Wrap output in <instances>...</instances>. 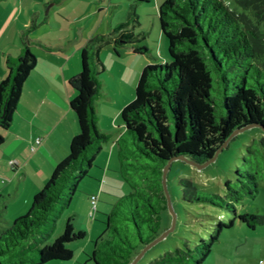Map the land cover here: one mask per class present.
<instances>
[{"label":"trees","instance_id":"1","mask_svg":"<svg viewBox=\"0 0 264 264\" xmlns=\"http://www.w3.org/2000/svg\"><path fill=\"white\" fill-rule=\"evenodd\" d=\"M133 15L137 13L133 11ZM158 24L167 39L168 60L148 63L142 69L134 99L121 110L124 132L117 141L120 166H132L136 177L123 174L132 188L119 199L127 210L116 206L108 215L107 228L112 227L114 238L101 242L108 249L95 242L90 259L96 264H129L133 257L128 255L130 248L134 249L138 241L146 244L158 236L159 212L167 207L162 173L169 159L184 155L203 163L235 129L249 124L264 128V0H162ZM35 25L24 29L21 53L6 58L7 73L0 81L3 130L10 128L23 85L37 62L31 45L50 48L40 39L29 37ZM129 25L120 22L117 29L95 34L82 48L80 72L69 79L76 91L71 108L79 131L70 142L68 155L33 196L29 210L0 229V257L31 239L30 250L37 257L33 264L69 260L73 250L66 243L86 235L85 230H75L73 217L69 216L63 232L48 242L61 211L69 206L103 143L112 135L99 127L95 107L103 93L98 73L103 65L100 48L117 43L129 45L134 54L150 53L148 46L138 41L145 31L116 34ZM3 141L0 133V145ZM131 158L133 162L128 161ZM241 161L225 181L223 194L199 190L187 178L180 180L184 201L212 204L232 214L226 221L215 219L208 239L201 238L194 247L197 264L211 254L223 230L237 221L250 229L264 224V214L240 212L237 208L245 199L254 198L259 182L264 181V129L246 144ZM112 214L124 216L129 222L124 223L125 227L112 225ZM127 224L131 225L130 232ZM175 253L181 258L151 264H188L183 250L177 248ZM25 260L21 254L16 259H0V264Z\"/></svg>","mask_w":264,"mask_h":264},{"label":"crops","instance_id":"2","mask_svg":"<svg viewBox=\"0 0 264 264\" xmlns=\"http://www.w3.org/2000/svg\"><path fill=\"white\" fill-rule=\"evenodd\" d=\"M131 1L116 0L113 5L117 8L110 11L106 10L105 0H0V81L7 73L6 58L17 57L23 50L24 29L36 24L29 37L50 46L31 45L37 57L36 65L23 85L10 128H0L4 137L0 145V223L8 225L29 210L33 196L69 153L70 142L79 131L77 116L71 108L76 91L69 79L80 72L82 48L93 35L128 22L132 26L116 34H126L127 30L145 31L138 41L147 45L150 53L148 56L134 54L129 45L117 43L104 45L99 50L103 65L98 73L103 93L95 107L99 127L112 135L103 143L89 170L88 175L95 182H86L91 185L85 189L87 195L95 192L99 195L103 190L106 180L99 178L106 177L110 166L119 159L117 141L124 132L121 110L134 99L142 69L148 63H157L153 59L168 60L164 50L167 41L158 24L162 0H133V4ZM140 3L147 4L145 12ZM141 13L148 23L147 17L151 16L150 27L157 26L161 34L153 43L147 39L149 27ZM152 46L158 47L159 54L151 51ZM10 159L16 161L14 166L9 164ZM257 250L262 256L264 249L258 246ZM235 251L224 253L222 264H264V258L251 263L250 256H240L236 254L238 249Z\"/></svg>","mask_w":264,"mask_h":264},{"label":"rangeland","instance_id":"3","mask_svg":"<svg viewBox=\"0 0 264 264\" xmlns=\"http://www.w3.org/2000/svg\"><path fill=\"white\" fill-rule=\"evenodd\" d=\"M115 1L116 0H105L106 7L108 8H106V10H115L117 8L113 5ZM131 3H134L133 0ZM127 4L125 3L123 5ZM139 7H142L141 10L143 12L148 8L146 3H140ZM47 8L48 7H46L44 13L47 12ZM138 12L140 13V9H138ZM141 14V18L147 25V28L149 27L147 39H149L150 43H153L161 34L158 33L157 26L153 29L150 27V21H152L151 16L149 15L147 17L149 18L148 23V21L145 20V15L143 13ZM92 16L96 17L95 14ZM165 40L167 41L166 38ZM164 50L167 52L166 46H164ZM151 51L159 54V49L156 46H152ZM144 55L148 56L149 53H145ZM153 61L164 63L167 59L160 57L153 59ZM120 121H122L121 117ZM262 132L263 129L257 126L249 127L238 132L218 153L217 157L202 168L182 159H176L171 162L166 171V189L164 188V193L170 196L171 205L176 214L175 222L173 213L168 205L166 208L160 209V219L157 229L159 231L158 235L162 233L167 234L140 255L135 264H151L155 261H163L165 258L169 260L180 259V255L175 253L177 248L184 251L183 256H185L184 259L188 264H197L195 259L198 257V252L194 247L200 242L201 238L208 239L209 233L216 222L215 219L221 218L226 221L232 214L212 204L184 201L182 199L183 185H181L180 180L181 178H187L192 180L199 190L223 194L225 191V181L231 178L232 170L236 166H241V156L245 153L246 144L251 143L254 138H258ZM128 161L133 162V159L131 158ZM123 174L136 177L132 166L123 168L120 166V159H116L114 166H110L107 176L99 178L100 180H106V182L103 190L98 195V210L95 212L94 216L90 215L91 193L87 195L85 186L88 187L91 185L89 183L86 184V182H95V180L90 179L89 175H87L80 181L78 190L73 196L71 203L61 211L55 229L49 237L48 242L53 241L63 232L66 220L69 216L73 217L72 222L75 230H85L86 235L83 238H78L66 243V245L73 250L72 259H54L47 264H96L94 260L90 259V255L95 248V242L99 241L102 249H108V246L101 242L106 239L112 240L114 238L112 227L107 228L108 215L116 206L127 210L124 204H120L119 199L132 191V188L123 178ZM96 183L99 184L97 180ZM237 208L240 212L248 211L264 214V181L259 182V191L256 196L254 198L245 199ZM220 214H223V217H221ZM110 221L112 225L116 224L121 227H125L126 224L124 223L129 222L124 216H117L115 214L111 215ZM10 224L5 225L1 222L0 229L2 230L8 227ZM127 225V229H129L130 232L131 225ZM129 235L132 236L131 234ZM30 243H32L31 239L22 241L12 252L1 256L0 259L3 261L6 259H16L21 254H24L26 256L24 262L12 264H33L34 259L37 257L35 253L30 250ZM144 245L145 244L138 241L134 249L130 248L131 253H128V255L133 257L129 264H131L142 251ZM258 246L264 249V224L259 225L255 229H250L245 224L237 221L233 227L223 230L219 241L213 245L211 254L204 262L199 264H222L225 259L222 257L223 254L231 253V250L236 252L235 249H238L236 254L240 256H250L251 263H254L256 259L259 261V258H264V253L262 256L258 255L260 253L257 250ZM189 248L192 249L190 252ZM236 254H234V256H236Z\"/></svg>","mask_w":264,"mask_h":264},{"label":"water","instance_id":"4","mask_svg":"<svg viewBox=\"0 0 264 264\" xmlns=\"http://www.w3.org/2000/svg\"><path fill=\"white\" fill-rule=\"evenodd\" d=\"M256 124H249L245 127H242V128H238V129H235L231 134L230 136L224 141V143L216 150V152L214 153V155L209 158L208 160L204 161L203 163H199V162H196L194 160H191L189 158H187L186 156L184 155H177V156H174L173 158L169 159L164 167V170H163V176H162V181H163V184H164V188L166 189V186H165V182H166V171L169 167V165L171 164V162L173 160H176V159H182V160H185L187 162H190L191 164H194V165H197L198 167L202 168L204 166H206L207 164H209L210 162H212L218 155V153L228 144L229 140L234 136L236 135L238 132L246 129V128H249L251 126H255ZM264 129V128H263ZM166 197H167V205L168 207L170 208V210L172 211L173 213V217H174V222H175V212L173 210V207L171 205V201H170V196L169 194H166ZM167 233H162L158 236H156L154 239H152L150 242L146 243L144 245V248L142 249V251L138 254V256L134 259V261H132L131 264H135L136 260L138 259V257L140 255H142L149 247H151L153 244H155L158 240L162 239Z\"/></svg>","mask_w":264,"mask_h":264},{"label":"built area","instance_id":"5","mask_svg":"<svg viewBox=\"0 0 264 264\" xmlns=\"http://www.w3.org/2000/svg\"><path fill=\"white\" fill-rule=\"evenodd\" d=\"M39 141V139H38ZM9 164L11 166H14L16 164V161L14 159H10L9 160ZM90 201H91V209H90V215H93L95 214V211L97 209V203H98V194H95V193H92L90 195Z\"/></svg>","mask_w":264,"mask_h":264}]
</instances>
